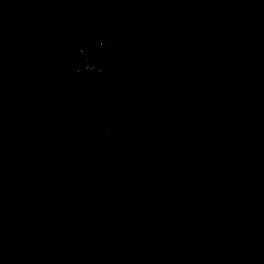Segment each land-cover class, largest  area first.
Segmentation results:
<instances>
[{"label":"trees","instance_id":"trees-1","mask_svg":"<svg viewBox=\"0 0 264 264\" xmlns=\"http://www.w3.org/2000/svg\"><path fill=\"white\" fill-rule=\"evenodd\" d=\"M189 1L205 5L229 47L246 43L264 21V0ZM24 37L19 25L0 30V264H264V214L244 229L201 226L183 239L179 219L199 212L177 203L194 200L202 189L169 188L170 169L144 189L136 182L123 187L118 203L110 191H99V203L87 204L81 195L63 203L38 195L43 181L57 186L62 176L91 184L99 177L100 168L88 160L100 147H113L104 134L117 126L110 110H129L131 100L91 97L84 88L104 74L86 66L108 68L92 51L86 63L75 47L58 66V85L48 84L45 69L29 64L38 43ZM75 138L79 146H73ZM64 153L71 154L66 162L58 159Z\"/></svg>","mask_w":264,"mask_h":264},{"label":"flooded vegetation","instance_id":"flooded-vegetation-1","mask_svg":"<svg viewBox=\"0 0 264 264\" xmlns=\"http://www.w3.org/2000/svg\"><path fill=\"white\" fill-rule=\"evenodd\" d=\"M5 1L12 2L1 0L0 9L10 7L14 14L0 20V30L7 31L10 21L20 18L14 25L24 29L26 39L38 43L29 64L43 67L52 86L59 83L58 66L66 61L69 47L77 53V47L88 51L85 46L96 43L99 36L113 43L94 0H23L18 11L1 5ZM99 1L135 72L151 92L168 101L157 100L138 84L116 50L107 48L100 54L104 67L114 70L121 92L131 99L132 114L120 113L119 120L127 137L108 149L115 153L114 159L126 156L116 170L129 172L124 187L136 182L144 189L159 171L170 169L167 184L178 182L173 189H202L194 200L178 206L190 205L188 211L194 207L200 213L206 207L230 215L239 211L255 222L264 214V128L258 129L264 112L256 110L264 108V21L254 26L246 43L229 47L205 5L194 1L184 0L181 7L176 0ZM48 57H53L57 70H47ZM104 82H90L86 89L99 96ZM135 130L138 134L130 133ZM143 173L150 177L148 183L143 182Z\"/></svg>","mask_w":264,"mask_h":264},{"label":"rangeland","instance_id":"rangeland-1","mask_svg":"<svg viewBox=\"0 0 264 264\" xmlns=\"http://www.w3.org/2000/svg\"><path fill=\"white\" fill-rule=\"evenodd\" d=\"M1 1V0H0ZM13 2V3H12ZM9 4L5 1L1 5H9L13 8L14 11H18L19 7H22L24 1L23 0H12ZM186 1L184 0H176V6L181 7ZM187 6H190L188 4ZM193 9H196L195 7H192ZM185 14H188L184 12ZM9 14H14L12 9L9 7L7 9L4 8V6L0 9V20H4L5 16ZM4 15V16H3ZM15 16V15H13ZM18 16V15H17ZM192 17H197L198 14H193L191 15ZM94 18V17H92ZM20 21L19 17H16L15 19H12L10 21L9 25L18 23ZM22 22V21H21ZM24 22V21H23ZM26 40V37H24ZM42 56V54H41ZM59 57H56V60L59 61ZM204 56H202V59ZM63 60H67V58H63ZM46 62H48V67L47 70H57V65H55V61L53 57H48L46 59ZM105 90L100 91V95L98 96L96 92H92L91 95H93V98H103L106 95H111L114 97H120L123 93L121 92V85L115 80L114 76H108L105 78ZM129 85L132 87L133 84L129 83ZM87 91V89H85ZM72 93V92H71ZM90 93V92H89ZM125 95V94H123ZM103 105H106L105 102H103ZM258 112H264V108L258 106L256 109ZM112 113V119L115 122H118L119 120H122V116L120 112L117 113L116 109L110 110ZM120 129V127H119ZM132 134H138V132L135 131H130ZM108 136L112 137L116 145L118 143L117 138L125 139L127 137V134H119L118 131H113L112 133L109 132L107 134ZM120 140V139H119ZM81 144L80 140L78 138H75L73 142V146H79ZM71 146L70 152L71 154L76 153ZM105 149V150H104ZM109 149V148H108ZM106 147H100L96 151V155H94L91 160H88L90 164H92L95 167L100 168L101 173L99 174V177L96 178L91 184L86 183H69L65 181L62 176L59 178L58 185L55 186L50 184V181H43V184L41 188L36 192L38 195L39 194H49L53 195L56 198L60 200L61 203H63L64 198L66 197H71V196H77L81 195L85 199L86 204L90 203L92 201H97L96 203H99V200H101V197L99 196V191L100 192H108L110 191V197L118 203L119 200L122 199L124 195V183H127L128 177H129V172L126 169H123L122 171L120 170L119 172H116V170L121 167L122 165V160L121 158H126V156H121L120 158H115V153L113 151H108ZM57 150L56 152H58ZM71 154L64 153L63 155L58 154V159L62 162H66V160L71 156ZM141 178L143 179L144 183H148L150 180V177L148 174L143 173ZM119 180V183L117 181ZM99 184L100 188H96V185ZM169 188H174L176 185H178V182H172L170 184H167ZM118 187V188H116ZM33 190L35 189V186H32ZM95 203V204H96ZM205 202L201 201V205H204ZM93 207V205L91 206ZM199 212V213H197ZM197 214L188 216L190 213H188L187 217H182L178 221L179 226H183V232L185 235H183V239H186L187 236L191 235L192 233H199L201 230V226H216V229L222 230L227 227H234V226H228L230 224H235V226H238L239 228H246L249 226H244V225H249L251 224L250 218H253L251 215H248L247 213H240L239 211H236L233 215H230L228 213H222L218 212L216 207L211 208V207H206L205 211L200 213V211H197ZM219 225V226H218ZM192 226H195V229L192 228ZM207 230L208 227H205ZM201 235H205L204 233H200Z\"/></svg>","mask_w":264,"mask_h":264},{"label":"water","instance_id":"water-1","mask_svg":"<svg viewBox=\"0 0 264 264\" xmlns=\"http://www.w3.org/2000/svg\"><path fill=\"white\" fill-rule=\"evenodd\" d=\"M95 2V7L98 9V12L100 13V15L106 20L107 24L109 25V28L111 29V33L109 34L111 36V39L113 41V43L116 46L117 49V53L120 57L121 62L124 64L125 68L127 69V71H129V73H131V75L134 77V79L137 81L138 84H140L145 90H148L151 92L150 87L145 83V81L135 72V67L133 66V64L131 63V60L128 58V55L125 53V50L123 49L122 43L119 39V36L117 34L115 25L113 24L108 11L106 10V8L104 7V5L101 3V1L99 0H94ZM9 25V26H13ZM0 26H2L0 24ZM24 40V38H23ZM152 93V96H154L157 100L164 102V103H168V101L161 97L158 96L156 93ZM264 128V123L262 125L259 126L258 129H262ZM245 132H238L237 135H243Z\"/></svg>","mask_w":264,"mask_h":264},{"label":"clouds","instance_id":"clouds-1","mask_svg":"<svg viewBox=\"0 0 264 264\" xmlns=\"http://www.w3.org/2000/svg\"><path fill=\"white\" fill-rule=\"evenodd\" d=\"M11 27V26H10ZM100 37V39H99V41H98V44L97 45H95V42H94V44H92L91 46V49L92 50H94L95 48L97 49V57L99 58V56H100V54H106V51H105V49H107V48H109L110 50H116L117 51V49H116V46H115V44L114 43H111V40L108 38V37H103V36H99ZM97 38V37H96ZM102 42V46H100V43ZM113 42V41H112ZM79 47H77V49H78ZM91 51V50H90ZM90 51H88V52H90ZM78 54H80V53H78ZM82 55V54H81ZM83 56V55H82ZM85 59V58H84ZM93 66V65H92ZM95 67V66H94ZM96 68H100V67H96ZM102 74H104V81H105V78L106 77H108V76H111V77H113L114 76V70H108V74H105V73H102ZM103 79H101V80H103ZM86 89V87L84 88V90ZM78 90H72L70 93L71 94H73V93H75V92H77ZM86 91V90H85ZM90 96H91V93H89L88 91H86ZM91 97H93V95L91 96ZM123 97H127L126 95L125 96H123ZM99 98H101V97H99ZM128 98V97H127ZM103 99H106L105 97H103L102 98V100ZM128 99H130V98H128ZM131 100V99H130ZM117 110V113L118 112H120L119 111V109H116ZM123 112H127L129 115H131L132 114V112L130 111V109L129 110H121V112L120 113H123ZM110 119L117 125L116 127H114L115 129H114V131L116 132V131H118L119 132V134H123L121 131H120V129H119V124H120V122L118 121V122H115L113 119H112V115L110 116ZM110 131H105L104 132V134L106 135V136H108L107 134L109 133ZM113 132V131H112ZM111 132V133H112ZM108 137H110V136H108ZM111 138V140L113 141V143L115 144V142H114V140L112 139V137H110ZM117 140L119 141V138H117ZM115 146V145H114Z\"/></svg>","mask_w":264,"mask_h":264},{"label":"built area","instance_id":"built-area-1","mask_svg":"<svg viewBox=\"0 0 264 264\" xmlns=\"http://www.w3.org/2000/svg\"><path fill=\"white\" fill-rule=\"evenodd\" d=\"M100 46H102V42L100 43ZM93 53H96V55H97V52L96 51H94V50H92V49H90ZM77 51H78V53H80V54H82L83 56H84V58H85V61H86V63H89V61H90V53L88 52V51H85L84 49H82V48H78L77 49ZM86 69H90V70H99V73H105V74H108V70H104L103 68H96V67H94V66H92V65H87L86 66Z\"/></svg>","mask_w":264,"mask_h":264},{"label":"bare ground","instance_id":"bare-ground-1","mask_svg":"<svg viewBox=\"0 0 264 264\" xmlns=\"http://www.w3.org/2000/svg\"><path fill=\"white\" fill-rule=\"evenodd\" d=\"M68 1V0H67ZM87 10V9H86ZM90 12V11H89ZM85 15V14H84ZM93 15V14H92ZM176 56V55H175Z\"/></svg>","mask_w":264,"mask_h":264}]
</instances>
